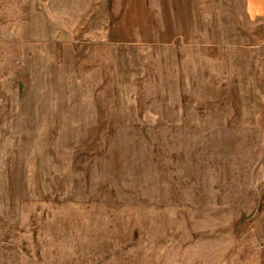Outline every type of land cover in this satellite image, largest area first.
Returning a JSON list of instances; mask_svg holds the SVG:
<instances>
[{"label": "rangeland", "instance_id": "1", "mask_svg": "<svg viewBox=\"0 0 264 264\" xmlns=\"http://www.w3.org/2000/svg\"><path fill=\"white\" fill-rule=\"evenodd\" d=\"M0 264H264V17L0 0Z\"/></svg>", "mask_w": 264, "mask_h": 264}, {"label": "crops", "instance_id": "2", "mask_svg": "<svg viewBox=\"0 0 264 264\" xmlns=\"http://www.w3.org/2000/svg\"><path fill=\"white\" fill-rule=\"evenodd\" d=\"M245 17L257 19L264 17V0H241Z\"/></svg>", "mask_w": 264, "mask_h": 264}]
</instances>
